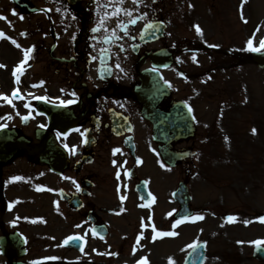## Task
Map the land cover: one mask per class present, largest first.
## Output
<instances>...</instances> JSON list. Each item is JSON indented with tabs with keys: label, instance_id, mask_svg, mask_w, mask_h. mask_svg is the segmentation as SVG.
<instances>
[{
	"label": "rangeland",
	"instance_id": "rangeland-1",
	"mask_svg": "<svg viewBox=\"0 0 264 264\" xmlns=\"http://www.w3.org/2000/svg\"><path fill=\"white\" fill-rule=\"evenodd\" d=\"M202 1L193 0L197 12ZM234 2L237 8L229 7L227 16L209 19L202 27L206 32L204 39L209 40L205 45L217 44L221 51L196 55V63L191 59L193 53L179 58L188 78L178 81L176 96L185 100L194 112L197 130L186 145L196 155L186 166L164 176L175 188L183 180L185 169L188 170L195 216L203 215L205 219L197 226L189 224L187 241L207 242L206 264H260L252 257L253 247L255 241L264 240V224L258 222L264 215V71L251 60L252 52L244 51L257 28L262 29L255 35L254 46L258 47L264 39V0H249L252 16L247 24L238 17L241 1ZM182 13L186 22L181 23L177 39L192 47L196 45L195 28L188 18L192 15L187 7ZM8 14L10 1L0 0V16L18 17ZM12 27L17 31L21 28L20 21L14 20ZM1 77L0 91L7 92ZM1 110L5 109H0V113ZM253 128L257 135L251 134L250 139L247 135ZM203 139L207 142L199 150ZM230 215L237 217V222L225 223ZM244 221L252 223L245 225Z\"/></svg>",
	"mask_w": 264,
	"mask_h": 264
},
{
	"label": "flooded vegetation",
	"instance_id": "flooded-vegetation-1",
	"mask_svg": "<svg viewBox=\"0 0 264 264\" xmlns=\"http://www.w3.org/2000/svg\"><path fill=\"white\" fill-rule=\"evenodd\" d=\"M29 3L30 1L26 0L17 2L22 12L31 9L28 5ZM52 5L54 6V4ZM170 12L172 11L165 12L166 20L170 19ZM153 15L157 17L158 13L154 12ZM48 22L52 27V31L51 33H47L45 35V39H52L56 42L60 35L58 33V30L56 33V29L54 28L55 23L51 20V18L48 19ZM93 23L94 20L92 17H77L76 21H73L72 24H67L65 26V30L61 35L67 36L68 32H71L68 36L71 37L72 35H74L73 37H75L73 39L74 55L77 58H80L81 61H83L84 57L86 56L87 58H89L85 61L81 85L94 86V94L96 97H94L93 94L89 96L88 105L85 106V111L90 112L92 117L97 119V121L94 122L89 120L88 125L94 130L96 134L95 143L97 145H100L96 147H99L104 152L106 151L105 145L110 143V134L108 130L107 120V100L102 96L106 95L108 97L109 95L106 93H108V90L111 89L114 96L111 107L118 111H121L129 117H133L136 114L138 106L133 101L127 99L128 91L118 90V87L116 85H121V83L117 82L116 80L101 81V79L98 78V75H96L97 78H92V80L88 82L89 69L93 64V62L90 60V57L93 56V49L92 47H90V45L95 43V41L92 39L93 34L90 31L91 28L94 27ZM130 34L134 36V29H130ZM126 41H128L129 44H126ZM134 41L135 39L129 40L125 38L124 40L119 42L126 49L125 52H120L119 48L115 45H104V47H112L114 49L113 57L107 59L105 65L110 66L112 69H117L115 65L117 62H119L122 68L123 64H126V60L120 62L117 58V54H125L129 58L127 52ZM56 47L57 44L55 43L50 52L51 55L55 52ZM100 66H102L101 63ZM75 142L76 140H73L71 144H75ZM122 149L124 148L122 147ZM96 152L97 150L95 148L89 154L96 156ZM76 154L80 155L79 161H77L76 165L81 166L80 170L85 169L86 165L89 164L90 157L85 153L83 148L80 147H78V149L76 150ZM106 155L108 156V158L105 159V161H102L100 163L94 162V164H99V167L101 168L103 167V165L112 166L113 160L117 159L118 162H120L125 159V156L121 154H119L118 158H115L111 153H108V151L99 154L100 157ZM109 175L110 174H107L105 177H101L93 170H88L87 173L79 179V183L81 186L78 193H87L86 184L92 182L94 187H92L90 190H93L94 188L98 189L103 195V198L101 199H104L106 202H110L113 198L107 194L106 190H104L98 183H96L98 180L101 181L102 186L108 185L110 182L112 183L114 179L112 177V174L110 175V177ZM72 187L73 188L70 193L73 194L75 193V185H73ZM5 188V184L0 185V201L3 202L5 201L6 197ZM90 196H92V193ZM26 206V203H21L19 205V210L17 211V217H19V219H17L16 217V225L9 222L7 224H4L2 222V218L0 217V264H30V262L32 261H43L44 264H124V257L122 256H124L125 254H128L129 263H131L132 259L129 250L133 249V245L135 243V235H131L128 230L118 231L117 239L113 242H108L106 240L107 242L105 243V241L88 240V248L85 250V254L80 255L75 249L69 248L67 246L62 248L58 247V245L65 239L66 235H71L73 229H75L78 217L77 212L74 211V209L68 208L67 210H64L63 213L56 211L55 215H40L38 218V222L35 224H31L28 223V214L24 211ZM101 211L102 208L97 202H93L91 199H88L85 203V210L83 209L79 213L82 214L81 217H86V212H94L98 224L102 225L105 223V216ZM40 219H43L45 223H40ZM135 222L136 225H134V228L136 231H138L139 225L138 222L134 220V223ZM60 223H62V226H60ZM85 227H87V225H85ZM68 230L69 232H67ZM20 235L24 237L21 238ZM94 249L102 253H108V251H111V253H115V251H117V255L113 257L109 254H106L104 256L96 255V252L93 251ZM105 250L107 252H105ZM121 254L122 256H120ZM156 256L157 252L154 251V260ZM52 257H55L57 259H47ZM168 260L169 258L164 256L160 259V263L168 264Z\"/></svg>",
	"mask_w": 264,
	"mask_h": 264
},
{
	"label": "snow or ice",
	"instance_id": "snow-or-ice-1",
	"mask_svg": "<svg viewBox=\"0 0 264 264\" xmlns=\"http://www.w3.org/2000/svg\"><path fill=\"white\" fill-rule=\"evenodd\" d=\"M156 2H157V0H152V4H155ZM248 2H249V0H241V5H240V20L245 24L248 23V20L245 19V17H244L243 9H244V6ZM93 3L95 4L94 15L96 17V22H95V26L92 27L90 31L93 34L92 39L95 41V43L91 44L90 47H92L94 52L97 51V45H100V47L98 49V56H91L90 57V60L92 62H95L97 59H99L100 63L103 65L105 63V60L112 55L111 47H104V45H109V46L115 45L119 48L120 52H125L126 49L119 42L124 40L125 38H127L129 40H134L135 37L130 34V29L135 27L138 23L143 22V30L139 34L141 40L145 39V37L148 35H155L160 30V25H158L155 22L148 20V16H149L148 12H141L140 11V9L142 7H144V8L149 7L145 3V0H93ZM129 3L131 4L132 7L127 6ZM188 7H189V9H191L194 6L189 4ZM47 11L50 12V11H52V9H48ZM56 12L64 15L65 18L70 16L71 20H73V21L77 20V17L75 15H73L67 11L62 12V10L60 8H56ZM12 15H17V14L15 12H13ZM20 19L22 20L23 17H20ZM0 21L7 22L9 24V27H11V22L8 21L7 17L0 16ZM194 28H195L196 35L203 38L204 33H203V30L200 28V26L194 25ZM259 31H260V29L257 28L256 32L258 33ZM97 34H99V35H97ZM21 35L23 36L25 34L21 33ZM169 35H170V33H169ZM73 38H75V37H73ZM254 39H255V36L247 41V47L244 49V51L255 52V53L264 52V39H261L259 41L258 47L254 46ZM0 40H9L17 49H19L24 54L23 60L20 62V64H18L16 66V68L12 72V76L14 77V83L18 86L20 84V75L23 74L22 69H25V65L31 59V53H33L35 50L34 46L30 47L28 49H24L21 47L20 44H18L15 40L8 37L3 32H0ZM207 47L218 48L219 46L213 45V44H207ZM135 48H136V46L133 45L132 50L135 51ZM191 59H192L193 63L197 62L196 55H192ZM178 62H181V61L178 60ZM115 66L117 69H119L121 72H123V69L121 68L119 62H117ZM3 68H6V65L0 64V69H3ZM107 74L110 75L111 73L109 72ZM98 78L101 80H104L106 78V74L103 70L100 71ZM209 79H211V77H209ZM41 83H43V82H41ZM38 86H40V85H33L32 87H38ZM71 95L75 96V93H71ZM22 98L23 97L20 95V92H19V87H16L13 89L11 96L0 94V101H4L5 103H7L9 106H11L13 108L15 107L13 101L16 99H22ZM34 98L37 100H45L46 101V98H44V97H38L37 96ZM245 102H247V101H245ZM0 106H2V105H0ZM59 106H66V105L63 102H61V105H59ZM24 107L29 108V104L25 103ZM33 111H34V109H33ZM188 111H189V113H191L192 109L189 108ZM29 119H30V116H22L21 117V120L24 123H27ZM193 120H195V117H193ZM4 127H6V125H0V131H2ZM39 127L44 128L45 126L39 125ZM74 131L79 132V129H74ZM251 134L253 136L257 135V130L255 128H253ZM81 135L83 136L85 134L81 133ZM56 136H57V138H60L61 133L57 132ZM65 139H66V135H65ZM224 139H225V143L229 142L228 137H225ZM83 143H87V140H84ZM64 147L66 150H69L68 146L66 144L64 145ZM69 151L72 155L76 154V148L75 147L71 148ZM117 153H119L121 155L124 154L120 148H116L113 150L112 155L115 156ZM141 163H142V161H140L138 159L137 164H141ZM112 164H113V167H116V165H117L116 160H113ZM121 167H123V165H121ZM160 167L165 168V165L163 163H160ZM167 170L170 171L171 169H167ZM124 174L126 176L130 175L127 171H125ZM120 178H121V172L118 168L117 172H116V180L120 181ZM23 179L24 178L19 177V176L12 177V178H10V180L7 183L11 184L14 182L23 181ZM63 179L71 180L70 177H63ZM71 182L74 185H76V190L80 191V186L77 184V182L75 180H71ZM46 190L51 191L50 189H46L43 186H37L35 188V191H37V192H42V191H46ZM119 191H120V189L118 187L117 192H119ZM173 195H175V193ZM148 196L150 197V203L147 205V207L150 208L151 205L155 202L156 197L153 196L151 192L148 193ZM125 199H126V197H124V196L120 197L121 205L124 204ZM18 203H20V201H15L13 203H9L8 204V211H12L15 204H18ZM138 206L141 208L146 207V205H144V204H140ZM123 211H124V209L121 208L120 212H117L115 214L120 215L121 212H123ZM168 215L172 216L173 213H169ZM17 219H19V217H17ZM204 219H205V217L203 215H197L194 217L193 216L181 217V219L176 220L172 224V226H171L172 231H159V230H157L155 225L152 224L151 225L152 237H151L150 242L156 243L158 239L175 237L178 235V233L175 232V229L179 225H181L182 223H184V222L195 223L197 221H203ZM237 220H238L237 217L230 215V216H227L225 218V223L232 224V223L237 222ZM149 221H151V217H149ZM30 222L33 224L37 223L36 220H31ZM39 222L42 224L45 223V221L43 219H40ZM258 222L261 224H264V217H260ZM244 223H245V225H248V224L252 223V221H244ZM224 226H225V224H221V227H224ZM75 227L79 229V228H83L84 225L83 224H77ZM145 230H146V226H145L143 218H142L141 230L136 237V240H135V243H134L133 249H132V255L133 256L136 255L138 250L142 249L141 241L146 239V237L144 235ZM89 233H91L93 238H95L98 235L95 227H90V228L86 229L83 234H75V235H70V236L66 237L58 245V247L62 248V247H66V246L75 244L79 247L80 253L83 254L85 252V246L87 243L86 238L89 236ZM100 239L103 240L104 237L100 236ZM106 242L107 241L105 240V243ZM239 243L242 244L243 242H239ZM254 246L257 248V250H260L261 247L264 246V240L255 241ZM202 247L203 246L200 244L199 241H195L191 244H188L185 249H182V251L191 250L192 253L196 254V258L200 259L202 261L203 258H202L200 251H199ZM93 251L96 252V255H100V256H104V255L108 254V253L98 252L95 249ZM110 255L116 256L117 254L116 253H110ZM47 259L55 260L57 258L52 257V258H47ZM30 264H44V262L43 261H32V262H30ZM136 264H150V261L148 260L147 256H142L136 261ZM168 264H175L173 258H171V257L169 258ZM193 264H195V261H193Z\"/></svg>",
	"mask_w": 264,
	"mask_h": 264
},
{
	"label": "water",
	"instance_id": "water-1",
	"mask_svg": "<svg viewBox=\"0 0 264 264\" xmlns=\"http://www.w3.org/2000/svg\"><path fill=\"white\" fill-rule=\"evenodd\" d=\"M139 97L141 98L142 101H146L147 102V106H146V110H145V115L152 119L154 122L157 119H160V116L158 114H156V118H155V111L153 110L152 108V101L153 100V95L150 94L148 91H147V85H145L141 90H140V93H139ZM183 113L187 114V112L183 111ZM167 119L166 118H163V121H166ZM178 122V120L174 117L170 124L173 125V128L174 126L176 125V123ZM162 124V121L160 122ZM187 130L188 131H191V124L187 123ZM162 129H164V124H162L161 126ZM165 130V129H164ZM159 133H161V131L158 129Z\"/></svg>",
	"mask_w": 264,
	"mask_h": 264
}]
</instances>
